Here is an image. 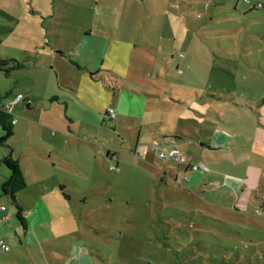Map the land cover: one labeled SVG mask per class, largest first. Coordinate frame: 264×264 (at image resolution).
Returning a JSON list of instances; mask_svg holds the SVG:
<instances>
[{"label": "rangeland", "instance_id": "374dc122", "mask_svg": "<svg viewBox=\"0 0 264 264\" xmlns=\"http://www.w3.org/2000/svg\"><path fill=\"white\" fill-rule=\"evenodd\" d=\"M255 3L0 0V31L6 35L1 50L30 56L28 67L0 72V82L14 91L7 99L31 89L33 81L39 94L49 77L61 95L55 105L62 126H50L48 133H67L58 135L59 150L74 164L44 158L40 186L47 191L54 179L66 181L72 202L77 206L83 197L81 207L91 214L87 231L67 233L69 212L59 206L57 193L39 194L27 185L16 199L23 194V212L38 242L26 246L14 206L0 196L9 216L0 220V237L11 250L22 248L23 240V250L0 256V264H62L69 237L86 240L90 264H264V8L253 10ZM49 42L52 68L44 54ZM83 58L97 63L96 71L84 69ZM92 73L97 78L90 88L107 94L118 109L116 125L107 124L108 117L103 121L102 113L91 117L89 109L81 110L75 91ZM132 89L166 92L162 98L172 104L176 135L190 138L181 141L184 153L205 168L188 172L153 152H135L154 142L163 147L137 125L165 115L150 100L139 106ZM21 100L11 112L16 121ZM40 133L37 127L31 137ZM8 144L23 151V130L13 132ZM236 145L244 151L230 150ZM70 170L84 176L80 184L71 181L77 177ZM6 174L1 163L0 181ZM41 199L53 207L56 202L51 212L62 214L60 221L50 218ZM74 250L84 252L76 245Z\"/></svg>", "mask_w": 264, "mask_h": 264}, {"label": "crops", "instance_id": "0c3cea01", "mask_svg": "<svg viewBox=\"0 0 264 264\" xmlns=\"http://www.w3.org/2000/svg\"><path fill=\"white\" fill-rule=\"evenodd\" d=\"M254 9V7H253ZM6 38L5 33H2L0 31V56H7V57H13V58H18L19 60H21V58L26 59V60H30V56L28 55H22L20 54L19 57L16 55H10V54H6L4 51H2L1 49V45H3L4 39ZM107 41H105L106 43ZM84 44V43H83ZM4 46V45H3ZM50 42L48 44H44V54L46 55L47 58L50 59V62L48 64H51V68L54 67V62L53 60L55 59V56L51 54V52H49V47H50ZM19 51H21V49H19ZM82 53V52H81ZM23 56V57H22ZM43 57V55H41V58ZM17 59V60H18ZM53 59V60H52ZM82 59V57L80 58ZM74 61V60H73ZM83 65H84V69H90V70H95V68L97 66V63H92L90 60H88V58H83ZM26 66L28 67L29 64L28 62L26 63ZM2 72V71H0ZM86 72V71H85ZM97 75L96 73H92L91 78L89 76H83V83L80 86V89L75 92H77V96L79 97V99L82 101L79 102V104L81 105V110L84 112L89 113L88 111H86V109L90 110V115L91 117H94L93 112L98 113L97 115L100 116V113L104 114L105 117L103 118V121L105 120V118L108 117V122L107 124H111V123H115L116 125V121H117V115L116 113L119 115L118 109L116 112V108H113L111 106V102L108 100L109 96L106 94H104L105 96L102 97L101 96V91L99 90H92L90 88V83L91 80H96ZM52 81V82H51ZM115 81V80H113ZM32 88L29 89L28 86L23 87V94L21 93H17L15 94L13 97L6 99V100H14L16 98V96H18L19 94L22 95V100H23V110L19 109V118H17V121L14 124L13 127V132H18V131H22L23 130V151L21 150L19 153L16 152L15 148L12 146V153L14 156H16L21 163V168L26 180V187L27 185H31L35 190H37V192L39 194H43V193H57L55 194L56 198H57V202L59 204V206L61 208H66L68 209V218L71 224V229H68L67 233H71L70 231H74V230H85L87 231L88 227L90 225H86V221H90L91 220V214L90 212H86L85 210H83L85 207H81V205H83L85 203V201L83 202V197L81 196H77L79 198V205H75V203L72 202V198L71 195L68 191V189L66 188V181H63L61 179H54L53 182L50 183L52 190H47L44 191V188H42V186H40L41 182H42V178H43V167L40 166V164H42V160L48 159L50 160V156L52 159V162L54 164L55 160L60 159L61 163H66V167L71 168V166L74 164V162L71 160V158L67 155V154H62V152L59 150V136L58 135H63L66 136L67 133L64 131L59 130L58 134H50L48 133V130L50 128V126H56L57 128H60V121L58 120L60 117V110L59 108L55 105L56 102L59 101L60 96L58 95V90L55 86V83L53 82V79L51 80V78L49 77L47 79V81L43 80L41 82V84L44 86V88H42L41 92L39 94L34 93V84L35 81L32 82ZM7 82L5 81H1L0 82V94L3 93H8V95L12 94V92H14L11 88H8V85H6ZM74 87L70 86L69 89L72 90ZM79 88V86H78ZM134 93L131 92V94H135L136 99L139 100L140 104L139 106H142L143 104H145V106L147 105V101H151L153 102L152 105L153 107L158 106V110H162V115L164 114L165 117H159L158 120H154L155 118H152L150 120H145L144 122L140 123L139 125H137L138 128V132L140 133V131H146L149 133H152L153 135H155L157 138L159 139V143L164 144L163 145V149H169V148H178L181 151H185L182 149V146H184L186 143L181 142L183 140L189 141L190 138L188 137V135L182 134L181 136L176 135L177 131L173 128L172 123H171V113H169L168 111L171 109L172 104L171 103H167L165 98H162V96L164 94H166V92L164 91L163 94H155V93H149V92H137V90H134ZM114 93V92H113ZM138 96V97H137ZM112 97V96H110ZM160 98L161 104H157L156 103V99ZM56 98V99H53ZM147 101H145V100ZM21 100V101H22ZM76 102V101H75ZM74 102V104H75ZM18 104V103H16ZM16 104L13 106L15 107ZM121 106V108L124 110L125 107L123 106V104H119L118 107ZM12 107L11 112L13 113L14 108ZM112 109L113 110V116H111L110 114H108V110ZM38 113H44L42 116V119H37L36 115ZM160 113V114H161ZM68 121L69 118H68ZM37 127L39 128L40 136L37 137H31L32 136V132L34 129H37ZM163 127V128H162ZM169 128V129H166ZM163 133H166L165 135H163ZM13 135V134H12ZM48 137V139H47ZM139 138V136H138ZM164 138H167V143H164ZM200 144L199 146H202L203 144H201V141H199ZM93 144L97 145V143L92 142ZM138 143V141H137ZM258 143V142H256ZM137 145V144H135ZM145 146V145H144ZM144 146H140L137 147L138 149H142ZM11 147V146H10ZM238 150V151H244V149H242L241 145H236L233 146L232 149L230 150ZM240 149V150H239ZM151 152H146L145 154L143 153V155H147ZM109 153V149L106 150V156H108ZM154 156L155 153L153 152ZM1 154H0V158H1ZM58 156V157H57ZM158 159V158H157ZM164 162V161H161ZM116 163H118V156L116 159ZM192 164H195L193 162H191ZM178 165V164H177ZM181 166V165H180ZM185 169L186 171L189 172L190 167L185 165ZM72 173H74V175L77 177V179L75 180H71L74 184L79 182L80 184V180L83 179L84 176H82L81 172H74L72 170H70ZM5 176V175H4ZM34 177L36 179H34ZM4 179V178H3ZM3 180L0 181V185L2 183ZM76 181V182H75ZM58 182V183H56ZM56 184L59 185H63L64 189L63 192L65 194H67L69 196L68 199H65L60 193H58L57 191H55L56 189ZM23 191V190H22ZM21 191V192H22ZM44 195V194H43ZM60 195V196H57ZM63 197V199H62ZM18 200L19 203L22 207V210H25L24 204H23V194H19L18 195ZM66 200H69V204L67 203ZM44 202V203H43ZM44 204L43 208L44 210H46L48 212V214L51 215L50 218H52L54 221H60L61 220V216L58 217L56 214L51 212V208H57L56 206V202H54V206L51 202H49L47 200V202L43 201V199H41L39 201V204ZM57 204V205H58ZM72 205V207H71ZM85 205V204H84ZM71 209V210H70ZM6 211V210H5ZM23 212L24 218L26 219V232L27 234H25V241H26V246H30L34 243L38 242V236L36 235V231L31 229V226L29 227L28 224V215ZM3 213L0 212V220L2 221H6L3 220L1 218ZM5 215V214H3ZM7 217V219H9L8 215H5ZM0 239H3L0 237ZM5 242H7L5 240ZM22 243V248H17V249H13L11 250V247H9L7 250H2L0 249V256H4L7 253L10 252H21L23 250V240L21 241ZM8 244V243H7ZM68 246V248H65V250L63 252H65V256H67L68 259H66L65 261L63 260L62 264H66L67 262H69L68 264H90V260H88V244L86 243V240L82 239V237H69L68 238V242L65 244ZM74 245H76V247L78 248V251H82L84 250V252H77L74 250ZM9 246V244H8ZM78 255L79 258H76L75 256ZM2 256V257H3ZM75 257V258H74ZM12 258V255H9V259Z\"/></svg>", "mask_w": 264, "mask_h": 264}, {"label": "trees", "instance_id": "16d2710c", "mask_svg": "<svg viewBox=\"0 0 264 264\" xmlns=\"http://www.w3.org/2000/svg\"><path fill=\"white\" fill-rule=\"evenodd\" d=\"M258 8H264V7H256V5L254 4L253 10H256ZM26 62H27L26 59L17 60L12 57L0 56V70L3 71V73L7 76L9 74L10 69L25 68ZM8 96H9L8 93L0 94V129H1L0 147L6 150V152L2 153V156L0 158V164L2 163L3 165H5L7 169V174L4 176V179L0 185V196H7L8 198L9 196L13 197V200H10V199L9 200H10V203L15 208L16 220L21 225L22 230H26V219L24 218L22 207L20 203L18 202V200L16 199L17 193L26 188V180H25L22 168H21L20 160L17 157L13 156L12 149L8 144V141L13 134L14 124L12 123V115L7 112V110L4 108L2 104V101L7 99ZM53 99H56V98H53ZM149 145H146L143 148L147 149L146 152L148 151L154 152L157 158L159 149L158 148L150 149L151 145L150 146ZM160 161H163V160H160ZM192 165L194 164H192L191 161L187 164V166L190 167L189 171L193 170L191 168ZM112 170H115V169H112ZM58 188H59V191L61 192L60 194L65 199H68L69 196L63 192V189H64L63 185H59Z\"/></svg>", "mask_w": 264, "mask_h": 264}, {"label": "built area", "instance_id": "2783aa9c", "mask_svg": "<svg viewBox=\"0 0 264 264\" xmlns=\"http://www.w3.org/2000/svg\"><path fill=\"white\" fill-rule=\"evenodd\" d=\"M245 2H249L250 0H244ZM256 7H262V0H256V3H255ZM22 99V95L19 94L18 96H16V98L14 100H5L2 102L4 108L7 110V112L9 114H11V109L12 107L17 103L19 102L20 100ZM108 114H110L111 116H113V110L112 109H109L108 110ZM16 122V118L13 117L12 118V123L15 124ZM151 145V146H150ZM150 149L152 148H158L159 151H158V159L159 160H163V161H167V160H171L173 162H175L176 164L178 165H182V166H185L187 165L190 160L189 158L187 157V155L181 151L180 149L178 148H169V149H163L162 147H160V145L158 144V142H154L152 144H150ZM140 152V154H143L147 151L146 148H143L142 150L141 149H138L137 147L135 148V152L138 154V152ZM114 158V157H113ZM116 166H110V169H116L115 168ZM191 168L194 170V169H198V168H205L204 164H202L201 162L200 163H196L194 165L191 166ZM6 210V207L5 205H3L1 202H0V212L3 213L4 211ZM1 218L3 220H7V217L5 215H2ZM9 248L8 244L3 240V239H0V249L2 250H7Z\"/></svg>", "mask_w": 264, "mask_h": 264}, {"label": "water", "instance_id": "95a60500", "mask_svg": "<svg viewBox=\"0 0 264 264\" xmlns=\"http://www.w3.org/2000/svg\"><path fill=\"white\" fill-rule=\"evenodd\" d=\"M9 199H10V200H13V197L9 196Z\"/></svg>", "mask_w": 264, "mask_h": 264}]
</instances>
